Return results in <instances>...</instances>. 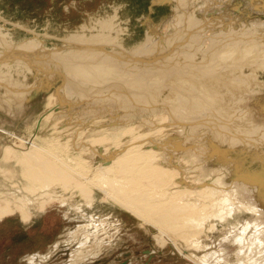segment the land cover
<instances>
[{"label": "rangeland", "instance_id": "374dc122", "mask_svg": "<svg viewBox=\"0 0 264 264\" xmlns=\"http://www.w3.org/2000/svg\"><path fill=\"white\" fill-rule=\"evenodd\" d=\"M206 1L0 0V125L4 130L15 132L14 138L7 140L0 134V165L13 163L11 168L14 169L12 171L5 168V173L1 170L0 186H5L4 189L17 188L23 192H28L29 189L39 190V199L35 204L16 205L10 202L7 205L0 198V219L18 213L24 217L26 222L23 223L29 225L32 223L28 222L32 215L54 210L66 220L56 222L61 225L58 233L60 236L53 239L55 242H51L46 249L37 250L34 246L26 252L15 248L14 253L18 252L17 258L5 261L11 253L8 254L6 245L1 244L0 258L4 257V261L0 264H44L46 261L45 264H201L196 261L197 258L194 260L189 256H181L172 244L163 249L159 248V240L156 237L158 228H153L133 212L123 208L112 196L117 191L123 194V198L132 204L135 203L132 206L141 214H145L147 206L142 203L144 200L141 198L144 196L148 197L149 201L150 197L153 198L150 202L153 207L163 206L162 210L158 209L161 214H157V222L152 223L169 237L178 240L184 248L188 243L189 255L208 254V264H247L248 247L241 245L236 239L241 235L246 238L252 235L255 230L253 222L264 221V216L242 211L228 217L226 222L218 221L216 218L224 209L215 205L228 197L225 192L203 204L208 211L203 213L205 215L202 220L195 222L196 224L185 223L184 219H187L189 213L178 209L183 206L179 205L182 201L179 197L181 194L178 193L180 191L175 190V185L171 186L172 183L165 186L167 181L163 175L162 184L157 186H161L160 191L167 196L159 199L157 192L152 193L155 188L152 191L148 189L152 185V174H149L150 170L146 165L139 166L132 175L127 176L128 184L119 185L118 182H121L122 178L121 172L117 171L116 162L105 163V168L100 170L98 165L101 162L97 158L88 157V160H83L82 153L63 157L76 166L79 170L77 171L50 154H43L42 158L47 159V163L40 175L31 172L32 176L37 178L35 185L38 188L33 189L31 187L34 185V178L30 177L23 165L19 166L18 158H15L17 153L23 152L21 148H25L19 145L21 143L18 139L29 130L37 129L41 116L44 118L41 121L43 127L47 124L52 127L51 123L45 120V117L52 119V112L46 111H49L53 102L56 87H62L66 77L80 69L85 71L95 66L126 67L133 57L158 43L155 47L157 55L152 53V49L151 55L146 59H138V62L129 65L134 70L147 68L155 70V73L160 72V75L158 81L146 92L143 88L145 86L135 90L136 93L134 92L132 97L136 99V103L130 105V111L135 110L131 111L134 115L126 114L123 118L139 117L142 121L151 117L158 119L161 114L166 113L162 107L165 100L177 99L175 91L182 82L208 91L213 89L216 94L218 92V99L223 101L222 105L228 110L220 111L219 116L210 114V129L202 124L191 128L197 131L199 137L192 140L195 146L193 150H188L187 155L181 156L182 166L192 163L197 156L205 153L206 155L202 156L209 158L208 161L205 159L199 164L203 167L201 177H205L204 179L224 170L235 172L233 175L237 179L248 178V175L257 173L258 180L263 183L258 191L264 198V28L262 30L256 27L253 30L250 25L258 20L264 22V11L258 12L254 7H250V2L254 4L256 0H232L227 16L213 14L203 18L202 13L200 15L197 11ZM174 19L182 21L178 29H175L178 30L175 37L187 30L189 37L193 35L198 38V34L193 33L201 30V27L184 28L191 27L194 22L201 23V20L205 29L216 30L214 37L223 32L244 37L239 39L238 47L229 41L221 44L225 47L221 57L216 51H207L201 42L173 52L167 49L163 42L166 37L164 26ZM171 42L173 43V40ZM235 54H239L238 57H233ZM101 87L99 84L96 90ZM102 94L103 91L100 90L91 96L95 99V105L101 104L99 97ZM29 100L34 101L30 103V107L27 106ZM18 101H22V104L16 105L19 109L8 107ZM88 110L94 112V108ZM56 112L61 115L64 111L57 109ZM227 126H231V132L221 133L220 130ZM61 127L63 128V125ZM43 129L45 128L39 131ZM79 130L81 129L77 126L70 127V131L65 134L70 137L74 135L73 131ZM53 133L54 128L47 141ZM34 142L41 144V140ZM82 142L86 150L87 143ZM104 172H109V177L106 189L102 190L94 186L93 181L102 179ZM171 174V178L176 182L180 173L174 171V174ZM193 183H199V180L195 178ZM196 195L201 198L202 194ZM177 197L179 202L176 201ZM18 200L21 202V197ZM14 217L19 219L18 215ZM185 224H190V228L202 224L204 229L201 234L204 235L198 234L193 239H185L184 235L175 232L177 228H184ZM210 227L214 231H210ZM86 228L90 229L88 231L91 234L84 233L86 245L83 244L81 248L84 250L86 261L73 263L75 259L72 252L77 246L76 242H72L73 234ZM107 238L112 241L113 247L110 250L99 252L101 247H91L93 251L98 250L95 253L89 249V239L97 244L101 240L108 243ZM195 245L201 246L198 252L195 251ZM88 249L92 255L87 256ZM23 255L27 256L23 258ZM258 258L263 259L264 253L259 254Z\"/></svg>", "mask_w": 264, "mask_h": 264}, {"label": "bare ground", "instance_id": "6f19581e", "mask_svg": "<svg viewBox=\"0 0 264 264\" xmlns=\"http://www.w3.org/2000/svg\"><path fill=\"white\" fill-rule=\"evenodd\" d=\"M231 3L232 0H207L203 7H201L202 5H200L198 11H196L200 15L202 13L203 18H208L213 14H218L224 17L228 15V6ZM250 4V7L255 6V10L257 7L258 12H262V10H264V2H262V0H256V2L254 1V4L253 2H250ZM181 22L182 21L179 22L174 19L168 21L164 26L166 37H164L165 42L163 43L167 49L173 52L176 49H180L183 47L187 48L193 44H196L197 42V44L201 42V45H204L207 51H211L212 53L216 51V53L221 57L223 56V46L221 47L220 45L222 42L230 41L231 43L234 42L235 45L239 42L235 39L236 37L234 36V34L229 32L220 33L218 34V36L214 37L213 34L217 33L216 30L214 28L205 29L206 27H203L204 22L202 20L201 23L194 22L191 27L184 28L185 30L189 28L196 29L201 27V30L193 33L195 35L198 34V38L194 37L193 35L189 37V32L187 30H185L181 35H177V37H175L178 32V30L175 29H178L179 23ZM250 25L253 26V30L256 27L257 29L258 27L262 28V30L264 28V22H261V20L255 21ZM170 27L171 29L169 30ZM244 31L247 32V30ZM174 37L176 38V42ZM179 39L180 41H178ZM190 39H193V41L190 42ZM172 40L173 43L171 42ZM184 40L187 41L184 42ZM169 43L171 44L169 45ZM157 45L158 43L146 49L142 53H139L136 57H133L126 67L95 66L93 68L86 69L85 71H82L80 69V71L76 72L75 74L66 77V81L62 85V87L61 85L59 87H56V93L54 95L53 102L50 106L49 111H46L52 112V119L45 117V120L49 121L54 128L53 135L47 141V138L53 132V128L48 124L46 127H43L41 121L44 118L41 116L40 123L37 125V129L33 131L29 130V132H27L21 139H18V141L21 143L19 145L25 147L21 148L23 152H19L15 156V158H18L17 162L19 161V166L23 165V168L26 170V172H28L30 177H33V172L35 173V175H40L41 170H43L44 165L47 163V159L42 158V155L50 154L51 156L56 157L59 161L69 166L70 169L72 168L79 171L76 166L64 160L63 157L82 153L84 154L82 158L83 160H88V157L97 158L101 162V164L98 165V167H100V170L105 168V163L116 162L117 171L121 172L120 176L122 178V181L118 182V184L123 185L128 184L126 181L127 176H130V174L132 175L139 168V166L146 165L149 167L147 168L150 170L149 174H152V180H150L152 185L148 189L149 191H152L153 188H155L152 193L156 194L157 192V194H159V199H163L167 196L164 195V192L160 191L161 186H157L160 183L162 184L165 177L167 181L166 184L164 183L165 186H168L167 184L172 183L171 186L175 185V190L180 191L178 193L181 194L179 197L182 198V201L179 202L180 200H178V197L176 198V201L179 202V205H183L180 206L182 208L178 207L180 211L184 210V212H186L187 214L189 213L188 216L186 215L187 219H184L185 223H195L199 222L200 219L202 220L205 215L203 213L208 211V208H205L203 204L210 200H213L217 195L224 192L228 194V197L221 200L215 205L224 209L220 213V215L218 213V217L216 216V219L218 221L224 222L234 213L242 211L254 213L256 216L260 215V217L264 216V198L260 196L258 191L259 188L262 187L263 183L262 181L258 180L257 173L248 175V178L243 177L237 179L235 175H233L235 172H225L224 170V172L222 173H215L207 179H204L205 177H201L203 173V167L199 165L200 162L207 159L205 158V156H202L206 155L204 152H202L204 154L197 156V158H195L192 163L186 164V166H182L181 162L183 161L181 156L187 155L188 153L186 152L188 150H193L195 146L192 140L199 137L197 131L191 128L196 124H202L204 125V127H208V125L210 124V114L214 113L219 116L220 111L228 110L222 105L223 101L221 102V100L218 99V92L216 94L213 89L208 91L204 90L203 88H198V86H190L182 82L181 86L175 91L177 92V99H175L174 101L165 100V103L162 107L164 108L166 113L161 114L158 119H155V117H151L142 121L139 119V117H131L129 119H126V117H128L126 116L125 118H123L126 114H130L131 111L134 110L132 109L130 111V105H134L136 103V99L132 97L135 90H140V88L142 89V87L145 86L143 88L146 92L149 88L153 87L156 81H158L157 79L160 75V72L155 73V70L152 71L151 69L147 68H137L136 70H134L130 68L129 65L138 62V59H146L151 55L152 49H154L152 53L157 55L158 52L157 49H155ZM99 84H101L102 87L101 89L96 90ZM100 90L103 91V94L101 95V97H99L102 102L101 104L95 105V99L93 100L91 96L96 91L100 92ZM23 93H21V95L25 96ZM13 94L15 95V92H13ZM25 97L27 98V96ZM32 102L34 103L33 100H29L27 106H29ZM85 102L87 103L85 104ZM17 104H22V101H18V103L13 102L8 107L10 109H14V107H17ZM90 108H94V112L89 111L88 109ZM57 109H62L64 112H62L61 115H58L56 112ZM137 119L140 120L139 123ZM61 125H63V128L61 127ZM74 126H77V128L81 130L73 131L72 134H74L75 136L71 135L70 137H67L65 132L70 131V127ZM41 127L45 129H43V131H39L40 129L42 130ZM208 129L210 128L208 127ZM231 130V126H227L224 129L220 130V132L226 134L228 132H231ZM0 134L7 140V138L13 139L15 132L4 130L0 125ZM34 140H41V144H36ZM82 141L87 143L88 147L86 148V150L84 149V144ZM45 144L46 146L44 147ZM75 149L77 150V152ZM208 159L206 161H208ZM9 164L10 163L1 164L0 173L1 170L4 171L5 168L6 170L7 168L8 170H12L11 164L13 163H11L10 165ZM174 171L180 173V175L178 176V180H176L177 183L173 181V178H171V173L174 174ZM161 172H164L165 174ZM2 173H5V171ZM15 174L16 172L14 171L13 175L15 176ZM35 175L33 177L34 185L31 187L33 189L38 188L37 185H35L37 183V178ZM108 175L109 172H104L103 176L101 175L102 179H100L98 182L93 181L94 186L99 189L105 190L107 187L106 183L109 177ZM14 176H12V178H14ZM195 178L199 180V183H193V180ZM4 187L0 186V198L4 202H6L7 205H9L10 202H14L16 205L35 204L39 199V195H37V191H39L38 189H29L28 192H23L22 190H18L17 188L12 189L8 187L7 189L6 187V189H4ZM115 193L116 194H112V196L117 202H119V204L123 208L133 212L134 215H137V217L146 222V224H149L153 228L155 227V229L158 228L159 233L156 234L160 236L156 237L157 240H159V248L163 249L168 244H172L175 249L179 251L181 256H189L194 260H196L195 258H197L196 261L200 262L201 264L210 263L208 262V258L210 255H189V251L187 250H189L190 245H188V243L186 244V248H184L178 242V240L169 237V235H167L165 232L159 229L158 226L152 223L157 222V214H161L160 212H158V209L162 210L161 208H163V206L158 205L153 207V205L150 203L153 200L152 197H150V201L148 200V197L144 196L141 198L144 200L143 202H141L144 205H147L145 214H141L140 211L136 210V208L132 206L135 205V203L132 204V202L123 198V194L120 191H117ZM196 194H202L201 198H199ZM19 197H21V202L18 200ZM215 206H213V208H215ZM255 222H253L254 224H252L255 229L253 230L252 235L248 236V238L241 235L236 240L239 241L241 245H245L248 247L246 249L248 250V255H246L248 256L247 264H264V258L261 260V257L258 258L259 254L263 255L264 253V221L258 220V223ZM189 225L190 224H185L184 228H177L175 232L184 235L185 239L188 240L193 239L198 234H201L204 229L202 224H200L201 226L195 228H190ZM213 225L215 226L216 224ZM211 227L209 229L210 231L213 228ZM88 230L90 231V229L88 228L78 230L73 234L72 242H76L77 245L72 252V257L75 259L73 263L78 261H86L84 250L81 248H83V244L86 245V243L84 242V233L90 234ZM243 234H245V232ZM94 243L89 239V242L87 244L88 246H90V250L93 249L91 247L98 249L99 246L101 248L98 250L99 252H102L104 251V248L108 251L113 247L112 241L107 243L106 240H101L100 243ZM194 247H196L195 251L197 252L201 249V246L199 245H195ZM94 251L95 253H97L96 250ZM90 252L91 251L87 253V256H89L88 254H91ZM257 258L259 260H257Z\"/></svg>", "mask_w": 264, "mask_h": 264}, {"label": "crops", "instance_id": "0c3cea01", "mask_svg": "<svg viewBox=\"0 0 264 264\" xmlns=\"http://www.w3.org/2000/svg\"><path fill=\"white\" fill-rule=\"evenodd\" d=\"M14 215H18L19 219ZM65 221V218L54 210L32 215L28 221L32 223L29 225L23 223L26 221L18 213L0 219V246L1 244L6 245L8 254L11 253L5 261L17 258L18 252L14 253L15 248L26 250V252L34 246L37 250L46 249L51 242H55L52 241L53 239L60 236L58 233L61 225L56 222ZM24 256L27 255H23V258ZM3 258H0V262L4 261Z\"/></svg>", "mask_w": 264, "mask_h": 264}, {"label": "flooded vegetation", "instance_id": "af4514ba", "mask_svg": "<svg viewBox=\"0 0 264 264\" xmlns=\"http://www.w3.org/2000/svg\"><path fill=\"white\" fill-rule=\"evenodd\" d=\"M168 1H170V0H168ZM172 1H173V0H172ZM254 8H255V6H254ZM261 8H262V6H261ZM257 9H258V8L256 7V10H257ZM257 11H258V10H257ZM263 11H264V10H262V12H263ZM217 15H218V14H217ZM219 16H220V15H219ZM221 17H222V16H221ZM203 25H204V23H203ZM199 28H200V27H199ZM223 33H226V32H223ZM227 33H228V32H227ZM229 33H230V32H229ZM238 33H240V32H238ZM238 36H240V35H238ZM238 36H235V37H236L235 39H236L237 41L240 42L239 39H240L241 37H244V35L241 36V37H238ZM225 42H226V41H225ZM227 42H228V41H227ZM229 42H230V41H229ZM239 42L236 44L237 47H238L239 44H240ZM223 43H224V42H222L221 44H223ZM221 44H220V45H221ZM221 47H222V46H221ZM224 49H225V47L223 48V50H224ZM238 55H239V54H235V55H233V57H238ZM203 89H204V88H203ZM204 90H206V89H204ZM107 240H109V242H111V239H110V238H107ZM104 250H105V248H104ZM106 251H107V250H106Z\"/></svg>", "mask_w": 264, "mask_h": 264}]
</instances>
